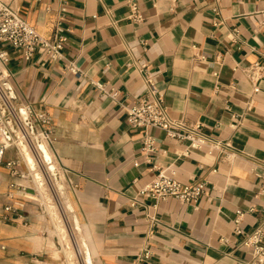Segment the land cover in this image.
Here are the masks:
<instances>
[{"label": "crops", "instance_id": "0c3cea01", "mask_svg": "<svg viewBox=\"0 0 264 264\" xmlns=\"http://www.w3.org/2000/svg\"><path fill=\"white\" fill-rule=\"evenodd\" d=\"M4 1L43 35L58 27L67 35L63 60L42 49L25 58L11 43L0 45L9 51L4 70L15 101L52 118L49 148L64 170L89 263L248 264L246 235L264 230V0H137L139 20L130 0ZM67 60L81 72L67 69ZM255 63L256 81L246 71ZM141 64L172 116L230 140L231 156L130 124L126 105L146 93ZM146 132L157 140L155 152L143 149ZM13 158H20L14 146L0 164V215H16L7 204H23V215L0 219V264H62L46 202L10 186L26 183L6 165ZM161 169L186 183L206 181L199 205L168 197L155 206L140 195ZM239 209L242 234L234 231Z\"/></svg>", "mask_w": 264, "mask_h": 264}, {"label": "built area", "instance_id": "2783aa9c", "mask_svg": "<svg viewBox=\"0 0 264 264\" xmlns=\"http://www.w3.org/2000/svg\"><path fill=\"white\" fill-rule=\"evenodd\" d=\"M130 4V16L137 20L141 19L142 12L138 1L130 0ZM0 42L11 43L22 51L25 58H30L37 49H42L54 60L66 59L63 49L67 42V35L62 27H58L54 35L45 36L4 0H0ZM9 59V51L0 45V164L4 162L7 149L16 147L20 158L9 159L6 165L10 167V172L15 179L26 180V183L14 180L10 184L11 188H18L27 196L32 192L35 194L33 196H37L45 203L44 190L46 192L48 189L45 186H49L55 194L50 182L64 171L49 148L53 131L52 118L46 110L37 109L30 102L17 103L15 101L8 73L4 70V64ZM141 65L146 93L139 100L126 105L130 124L142 128L149 126L162 128L170 137L188 140L191 147L208 146L210 152H219L224 157L231 156L232 143L230 140L212 138L203 131L201 121L189 123L182 118L172 116L165 104L164 95L147 70L146 64ZM66 68L76 74L81 72L78 65L71 60H67ZM246 71L248 76L256 81L261 73V64L255 63ZM97 85L113 98L118 97L117 90L107 89L103 82H97ZM143 149L147 152L158 150L157 140L149 132L144 135ZM21 160L25 165L24 169L16 167L17 162ZM216 170L215 168L214 171ZM259 175L261 178L260 192L264 193V174ZM206 192V181L186 183L177 178L173 172L165 169H161L153 180L139 190L140 195H150L154 198L155 206L160 200L168 197H176L181 201L192 202L198 206ZM137 202V198L132 200L134 205ZM22 205L7 204L4 209L14 211L15 216L20 217L23 213L18 210ZM15 216L4 213L0 215V219L12 220ZM243 216L244 212L241 209L237 210L234 231L238 234L244 233L240 225ZM244 245L251 249L252 257L248 264L264 263V230L261 227L246 235ZM149 253L147 251L146 255ZM64 264H69L67 257L64 259ZM80 264L90 263L88 258H83Z\"/></svg>", "mask_w": 264, "mask_h": 264}, {"label": "rangeland", "instance_id": "374dc122", "mask_svg": "<svg viewBox=\"0 0 264 264\" xmlns=\"http://www.w3.org/2000/svg\"><path fill=\"white\" fill-rule=\"evenodd\" d=\"M57 178L50 182L56 195L52 193L49 186H45L48 188L46 192L43 188L47 205L46 211L52 223L51 232L63 245V258L67 257L69 264H80L83 258H87L81 226L78 217L73 214V206L68 200L69 188L64 181L65 174L61 172Z\"/></svg>", "mask_w": 264, "mask_h": 264}, {"label": "bare ground", "instance_id": "6f19581e", "mask_svg": "<svg viewBox=\"0 0 264 264\" xmlns=\"http://www.w3.org/2000/svg\"><path fill=\"white\" fill-rule=\"evenodd\" d=\"M87 251H88V250H87V248H86V249H85V252L87 253ZM91 260H92V259H91Z\"/></svg>", "mask_w": 264, "mask_h": 264}]
</instances>
